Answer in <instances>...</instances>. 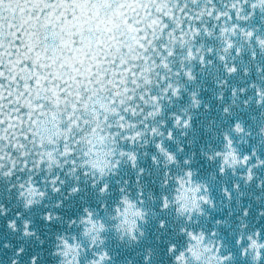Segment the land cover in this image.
I'll list each match as a JSON object with an SVG mask.
<instances>
[{"label": "snow or ice", "instance_id": "obj_1", "mask_svg": "<svg viewBox=\"0 0 264 264\" xmlns=\"http://www.w3.org/2000/svg\"><path fill=\"white\" fill-rule=\"evenodd\" d=\"M0 219V264H264V0H0Z\"/></svg>", "mask_w": 264, "mask_h": 264}, {"label": "water", "instance_id": "obj_2", "mask_svg": "<svg viewBox=\"0 0 264 264\" xmlns=\"http://www.w3.org/2000/svg\"><path fill=\"white\" fill-rule=\"evenodd\" d=\"M3 225H4V221L0 219V240L8 239L13 243V245H17L22 242L25 243V246L27 247V251L24 257L25 260H27V257L33 254V252L41 251L36 241L34 240L22 241V239L19 238V234L13 235L11 233H6V230L4 229ZM34 226L38 229L41 237L47 240L48 236L46 234V230L44 228L43 222L40 220H36ZM160 248L162 249L163 245H160ZM50 251H51V242L49 241V243H47L45 245V248L43 249V264H55L56 258L51 257L49 255ZM118 251L120 252L119 259L121 260L131 259L133 261V264H140L141 257L136 255V252L139 251V249H124L123 247H121L120 249H118ZM10 255H11L10 251L0 249V258L6 260L7 257Z\"/></svg>", "mask_w": 264, "mask_h": 264}]
</instances>
